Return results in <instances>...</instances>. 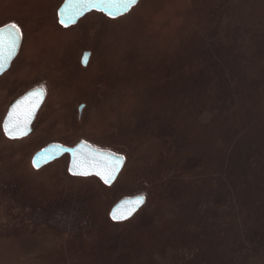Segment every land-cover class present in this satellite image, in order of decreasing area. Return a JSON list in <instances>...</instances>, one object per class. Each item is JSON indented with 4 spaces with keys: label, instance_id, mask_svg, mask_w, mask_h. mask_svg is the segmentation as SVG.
Here are the masks:
<instances>
[{
    "label": "rangeland",
    "instance_id": "374dc122",
    "mask_svg": "<svg viewBox=\"0 0 264 264\" xmlns=\"http://www.w3.org/2000/svg\"><path fill=\"white\" fill-rule=\"evenodd\" d=\"M65 1L0 0L16 71L48 90L31 136L0 125V264H264V0H140L71 28ZM81 142L125 157L113 184L70 154L33 165Z\"/></svg>",
    "mask_w": 264,
    "mask_h": 264
},
{
    "label": "water",
    "instance_id": "95a60500",
    "mask_svg": "<svg viewBox=\"0 0 264 264\" xmlns=\"http://www.w3.org/2000/svg\"><path fill=\"white\" fill-rule=\"evenodd\" d=\"M140 0L135 4L137 5ZM135 5H128L127 8L122 6L120 3H96V6L93 7L91 3H80L78 0H66L63 5L59 9V21L60 23L65 26V27H70L73 25H76L83 17H85L87 14L93 11H99L111 18H118L120 16L125 15L128 13ZM63 21V23H62ZM14 31V30H13ZM9 32V28L6 26L2 29H0V35L6 36ZM21 33V32H20ZM22 41V34L19 35V38L16 41V48L15 51L11 53L10 56L7 55V51H5L4 57L0 59V74H2L4 71H6L14 58L17 56L18 51L20 49ZM90 59V53H86L84 59H83V64L86 65ZM85 105H82L80 107V111L84 109ZM10 133V131H8ZM70 154L71 156V164L70 167L73 169V162L76 161L79 166V158L81 156H85L86 163L91 162L94 166H98L94 171H88L87 175L80 174L81 171H78L77 169H73L75 173H71L74 175H83V176H88V175H95L97 172H100V176L104 182H105V177L107 176L108 172L110 171L111 168V162L113 158H119L120 159V166L116 169V171L112 174L111 178L108 179L107 184L111 185L113 184L117 178L119 177L124 165H125V157L109 152V151H102L99 149H96L92 147L90 144H87L85 142L80 143L79 145L75 147H67L61 144H53L50 145L43 150L39 151L33 158V165L37 168L40 169L43 166L55 161L56 159L64 156L65 154ZM34 161L36 163H34ZM37 164L39 166H37ZM79 168V167H78ZM91 169V168H90ZM93 170V169H91ZM97 175V174H96ZM106 183V182H105ZM138 198H143V197H134V198H127L122 201H120L112 210V216H119L120 211L124 208L126 203L133 202L137 200ZM145 202L143 198V203ZM142 203V204H143ZM137 205V209L142 205ZM135 210V211H136ZM135 213V212H134ZM133 213V214H134ZM132 214V215H133ZM131 215V216H132ZM129 216V217H131ZM128 217V218H129ZM127 219V218H126ZM115 220H124V219H115Z\"/></svg>",
    "mask_w": 264,
    "mask_h": 264
},
{
    "label": "flooded vegetation",
    "instance_id": "af4514ba",
    "mask_svg": "<svg viewBox=\"0 0 264 264\" xmlns=\"http://www.w3.org/2000/svg\"><path fill=\"white\" fill-rule=\"evenodd\" d=\"M58 19H59V15H58ZM59 23H60V21H59ZM8 25H10V24H8ZM8 25H3L0 27V29L6 27ZM63 27H65V26H63ZM71 27L72 26L65 27V28H71ZM20 32H21V30H20ZM21 34H22V32H21ZM22 46H23V36H22V41H21L20 49L18 51L17 56L12 61L10 67L6 71H4L2 74H0V92L2 94L1 96L3 98L7 99V104L0 101V107L2 108V112H3V114L1 113V116H0V125H1V128L3 129V132L5 133L6 137L13 139V140H21V139L29 137L33 134V132L35 130L34 124H35V121L37 120L38 113L40 112V110L42 109V107L44 106V104L46 103V101L48 99V90H47L46 86L30 85L32 83H29L30 80H28V79H27L28 81H26L27 82L26 83L23 81V80H26V77H24V75H22V70L16 71L17 66L15 65V63L19 59V56H20V53L22 50ZM86 53H90V57H91V55H92L91 52H86ZM86 53H84L83 59H84ZM82 62H83V60H82ZM33 83H34V81H33ZM3 94H5V95L3 96ZM29 111H30V114H29ZM8 131H11V132L23 131L24 134L21 136H15L14 137L10 133H8ZM53 144H58V143H49V144L45 145L44 147H42L39 151H41L44 148H46L50 145H53ZM99 150H101V149H99ZM39 151H37L36 154ZM102 151H104V150H102ZM105 184H107V183H105Z\"/></svg>",
    "mask_w": 264,
    "mask_h": 264
},
{
    "label": "snow or ice",
    "instance_id": "6c2138e0",
    "mask_svg": "<svg viewBox=\"0 0 264 264\" xmlns=\"http://www.w3.org/2000/svg\"><path fill=\"white\" fill-rule=\"evenodd\" d=\"M80 3H91L93 7L96 6V3H120L122 6L125 8L128 7V5H135L138 0H78ZM63 23V21H62ZM9 28V32L6 36L0 35V59L4 57L5 51H7V55L10 56L13 51H15L16 48V41L19 38L20 29L16 24H10L7 26ZM14 30V31H13ZM30 114V111H29ZM10 134L15 136H21L23 135V131H15L11 132ZM34 163H36L34 161ZM37 166H39L37 164ZM73 166L79 167L76 161L73 162ZM120 166V159L119 158H113L111 162V168L110 171L108 172L107 176L105 177V182H108V179L111 178L112 174L116 171V169ZM69 171H73V169H69ZM80 174L87 175V172H81ZM97 175H101L100 172L96 173ZM143 203V198H138L133 202V206L127 210L126 213H121L119 216H113V219H126L129 216L132 215V213L136 210V206L140 205Z\"/></svg>",
    "mask_w": 264,
    "mask_h": 264
},
{
    "label": "trees",
    "instance_id": "16d2710c",
    "mask_svg": "<svg viewBox=\"0 0 264 264\" xmlns=\"http://www.w3.org/2000/svg\"><path fill=\"white\" fill-rule=\"evenodd\" d=\"M253 80H254V82H257V79H255V78H253ZM262 80H264V78H262ZM221 88L222 89H219V90H226V86L225 85H223V84H221ZM231 109V108H230ZM232 116V115H231ZM247 151V150H246ZM247 153V152H246ZM252 161H253V159H251ZM118 179V178H117ZM136 197H143L144 198V200H145V202H146V196H144V195H139V196H136ZM130 198H134V197H130ZM125 199H127V198H125ZM124 200V199H123ZM144 202V203H145ZM258 240V239H257ZM264 240V239H263Z\"/></svg>",
    "mask_w": 264,
    "mask_h": 264
}]
</instances>
